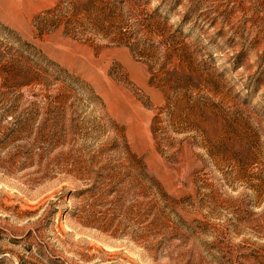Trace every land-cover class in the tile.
Returning <instances> with one entry per match:
<instances>
[{"label": "rangeland", "instance_id": "374dc122", "mask_svg": "<svg viewBox=\"0 0 264 264\" xmlns=\"http://www.w3.org/2000/svg\"><path fill=\"white\" fill-rule=\"evenodd\" d=\"M0 264H264V0H0Z\"/></svg>", "mask_w": 264, "mask_h": 264}]
</instances>
